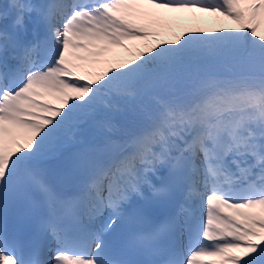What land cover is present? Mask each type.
Wrapping results in <instances>:
<instances>
[{"label": "snow or ice", "instance_id": "obj_1", "mask_svg": "<svg viewBox=\"0 0 264 264\" xmlns=\"http://www.w3.org/2000/svg\"><path fill=\"white\" fill-rule=\"evenodd\" d=\"M144 9L237 27L146 44L98 79L76 75L73 60L153 35L132 22L156 16ZM262 29L264 0L0 4V264H264ZM51 95L64 107L42 100ZM89 129L102 144L76 155L70 194L54 190L40 161ZM10 204L31 220L23 233L9 231ZM147 205L169 215L106 239L118 221L147 223Z\"/></svg>", "mask_w": 264, "mask_h": 264}, {"label": "rangeland", "instance_id": "obj_2", "mask_svg": "<svg viewBox=\"0 0 264 264\" xmlns=\"http://www.w3.org/2000/svg\"><path fill=\"white\" fill-rule=\"evenodd\" d=\"M37 0H33L35 2ZM8 0H1L0 4L7 6ZM154 11L156 16L148 19L132 18L137 25L144 26L153 35L147 40L123 41L124 47H109L107 52L97 57H89L85 61L73 60V63L82 67L76 70L77 76L89 79H98L99 75L109 68H117L120 64H127L135 60L138 52H147L146 44L155 45L157 41L178 39L185 34H213L217 30H229L237 27L236 23L226 17H217L214 14L194 12H174L165 9H144ZM155 21V22H154ZM264 31V29H262ZM44 101L52 106L60 107L61 102L54 95L43 97ZM64 106V105H62ZM96 132L89 129L84 137Z\"/></svg>", "mask_w": 264, "mask_h": 264}, {"label": "bare ground", "instance_id": "obj_3", "mask_svg": "<svg viewBox=\"0 0 264 264\" xmlns=\"http://www.w3.org/2000/svg\"><path fill=\"white\" fill-rule=\"evenodd\" d=\"M132 22H133V20H132ZM133 23H134V22H133ZM125 123H127V122H125ZM83 141H84V142H88V143H89V142H90V143L92 142L93 144H100V143H102V136H100L99 134H97V132H94V133H92V134H89L88 137L84 138ZM84 142H83V143H84ZM76 144H79V143L70 144L69 146H67V147H65V148H63V149H61L59 152H62V151H64L65 149H67L68 147L74 146V145H76ZM59 152H58V154H59ZM58 154H56V155H58ZM56 155L51 156V157H45L44 159H42V160L40 161V163L45 162V161H48V160H50V159L56 157ZM198 212H199V215H200V216L202 217V219H203L204 211H203V207H202V206H201V208L198 210ZM205 259H210V258H205Z\"/></svg>", "mask_w": 264, "mask_h": 264}]
</instances>
